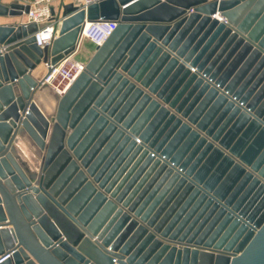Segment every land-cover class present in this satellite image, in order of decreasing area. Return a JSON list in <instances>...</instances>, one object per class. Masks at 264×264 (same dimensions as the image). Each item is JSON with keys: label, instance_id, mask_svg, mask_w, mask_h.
I'll list each match as a JSON object with an SVG mask.
<instances>
[{"label": "water", "instance_id": "1", "mask_svg": "<svg viewBox=\"0 0 264 264\" xmlns=\"http://www.w3.org/2000/svg\"><path fill=\"white\" fill-rule=\"evenodd\" d=\"M62 16L43 47L36 22L0 24V264H264V0ZM86 19L117 25L43 110Z\"/></svg>", "mask_w": 264, "mask_h": 264}, {"label": "built area", "instance_id": "2", "mask_svg": "<svg viewBox=\"0 0 264 264\" xmlns=\"http://www.w3.org/2000/svg\"><path fill=\"white\" fill-rule=\"evenodd\" d=\"M57 0H33L30 5L29 12L25 14L28 22H36L39 26L35 32L36 42L39 46L51 44L57 37L60 23L63 19L62 14L59 15L54 9V2ZM81 7H87L89 4L98 0H76ZM64 3L60 4L63 5ZM87 20V19H86ZM85 20V21H86ZM84 24V23H83ZM82 24L81 38L89 39L93 44H102L114 31L116 20H97L89 21V25L85 27ZM70 62H73L72 65ZM71 65V68L69 67ZM84 68V62L74 61L71 56L63 59L60 66L52 67L51 72L47 75L46 81H57L59 93L64 92L72 83L73 80ZM11 253H6L4 256L0 255V262L9 258Z\"/></svg>", "mask_w": 264, "mask_h": 264}, {"label": "crops", "instance_id": "3", "mask_svg": "<svg viewBox=\"0 0 264 264\" xmlns=\"http://www.w3.org/2000/svg\"><path fill=\"white\" fill-rule=\"evenodd\" d=\"M3 3L9 4L12 2H18V3H23V4H29L32 0H0ZM64 3L63 5L60 6V4ZM69 3H74L75 5H79L78 1L76 0H57L54 2V9L56 12L61 15V12L64 8L65 5ZM80 6V5H79ZM25 16H16V17H11V16H0V24H8V23H24L25 22ZM45 91V90H44ZM51 89L47 87L45 93H39L38 94V104L40 106H44L46 109L53 110L54 109V103L55 99L50 95Z\"/></svg>", "mask_w": 264, "mask_h": 264}, {"label": "bare ground", "instance_id": "4", "mask_svg": "<svg viewBox=\"0 0 264 264\" xmlns=\"http://www.w3.org/2000/svg\"><path fill=\"white\" fill-rule=\"evenodd\" d=\"M74 4V3H73ZM75 5V4H74ZM76 6V5H75ZM64 9V8H63ZM63 13V10H62V12H61V14ZM217 17H219L220 18V20H224L225 21V18L224 19H222L221 17H220V15L218 14L217 15ZM63 20V19H62ZM61 23H62V21H61ZM61 23H60V25H61ZM86 24V25H85ZM83 25H85V27L86 26H88L89 25V20H86V21H84V24ZM59 29H60V26H59ZM58 32H59V30H58ZM57 35H58V33H57ZM57 66V64L56 65H54V67H56ZM51 81V80H50ZM50 81H46V86H42L41 88H39V90H37V92H36V96H35V100L38 102V94L39 93H45V94H47V92H46V89H47V87L48 88H50L51 89V91H50V95H52V97H54V94H53V91H52V89H53V87L56 89V91L57 92H59V87H58V85H57V81H52V82H50ZM45 90V91H44ZM54 99H55V97H54ZM56 99H55V103H54V109L53 110H50V109H48L49 111H54L55 110V108H56ZM42 107V106H41ZM44 107V106H43ZM44 110V109H43ZM128 162H129V160H127L125 163H124V165L121 167V169L119 170V172L115 175V177L110 181V183L108 184V186L109 187H111L112 186V184H113V182H114V180L116 179V177L120 174V172L121 171H123L124 170V167L128 164ZM134 162V161H133ZM132 162V163H133ZM128 172V171H127ZM131 172V170H129V172L128 173H130ZM124 175H122V177H123ZM122 178H120L119 179V181L115 184V186H114V191L112 192V193H117L119 190H120V188L122 187L121 185L123 184V183H121V185L117 188V190L115 191V187L118 185V183L120 182V180H121ZM116 180H118V179H116ZM135 191H137V189L136 188H134L132 191H131V194L129 195V198L131 197V199H132V196H133V194L135 193ZM128 198V199H129Z\"/></svg>", "mask_w": 264, "mask_h": 264}, {"label": "rangeland", "instance_id": "5", "mask_svg": "<svg viewBox=\"0 0 264 264\" xmlns=\"http://www.w3.org/2000/svg\"><path fill=\"white\" fill-rule=\"evenodd\" d=\"M31 3H33V0L29 4L31 5ZM23 16H25V15H23ZM221 18L224 19V17H221ZM25 19L26 20L24 23H29L26 16H25ZM17 23H19V22H17ZM96 46L97 45L93 44L89 39H87L85 37L81 38V35H80V43H79L78 49L76 50L75 54H73L71 57L73 58L74 61L84 62V64H85L90 59L92 54L95 52ZM62 61H63V59L59 63H57L58 66H60ZM72 63L73 62H70L71 65H72ZM71 65H69L70 68H71ZM59 88H62V87H59ZM52 91L56 92V89L53 87ZM43 109L45 110L46 108L43 107ZM46 110H48V109H46Z\"/></svg>", "mask_w": 264, "mask_h": 264}]
</instances>
